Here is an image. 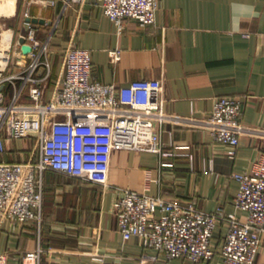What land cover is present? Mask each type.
Here are the masks:
<instances>
[{
    "label": "crops",
    "instance_id": "1",
    "mask_svg": "<svg viewBox=\"0 0 264 264\" xmlns=\"http://www.w3.org/2000/svg\"><path fill=\"white\" fill-rule=\"evenodd\" d=\"M6 1L0 0V35L4 29L15 35L25 32V11L45 21L36 29L40 38L50 37L52 74L46 98L61 86L63 52L75 45L91 51L96 81L124 85L161 79L169 118L156 124L166 154L115 152L106 187L46 170L44 221L0 219L4 264H23L26 251L38 247L43 249L41 264H190L145 248L137 236L124 240L113 211L121 189L193 203L204 211L221 207L247 219L248 213L234 202L240 188L235 175L248 172L260 158L264 136L244 133L232 157L231 146L214 140L197 122L218 97L231 96L242 101L244 125L264 127V0H159L155 23L144 26L125 19L122 32L103 12L102 0H55L54 5L11 0V6ZM10 36L6 31L5 37ZM113 50L120 51L119 60L112 59ZM19 69L12 65L8 73ZM30 145L28 139H8L0 160H28ZM226 233L221 223L216 253L205 264H225L219 248ZM255 264H264V240Z\"/></svg>",
    "mask_w": 264,
    "mask_h": 264
},
{
    "label": "built area",
    "instance_id": "2",
    "mask_svg": "<svg viewBox=\"0 0 264 264\" xmlns=\"http://www.w3.org/2000/svg\"><path fill=\"white\" fill-rule=\"evenodd\" d=\"M30 5L35 0H24ZM54 5L55 0H42ZM103 12L124 29L125 19L141 25L153 24L159 0H102ZM24 17H30L25 11ZM26 31L10 38L0 35V155L8 139L31 141L30 158L0 160V219L16 223H42L44 173L48 169L106 187L112 156L120 150L166 154L156 124L168 120L164 110L161 79H137L127 84L102 83L92 78L93 60L89 49L70 45L63 52V79L51 98L46 90L52 74L50 37L43 40L31 22ZM30 44L28 60L20 38ZM119 60L120 51L110 52ZM15 58V61H14ZM20 67L8 73L9 68ZM9 85L6 88V85ZM242 101L218 97L210 113L197 123L208 129L214 140L228 144L232 157L244 133L264 136V127L241 122ZM171 164V163H164ZM240 188L234 198L248 217L241 220L220 207L204 211L193 203L121 189L113 203L118 230L124 240L137 236L147 249L168 259L205 264L216 253L214 240L221 223L227 226L219 248L225 264H255L264 240V151L248 172L235 175ZM43 249L26 251L23 264H41ZM0 255V264L6 262Z\"/></svg>",
    "mask_w": 264,
    "mask_h": 264
},
{
    "label": "water",
    "instance_id": "3",
    "mask_svg": "<svg viewBox=\"0 0 264 264\" xmlns=\"http://www.w3.org/2000/svg\"><path fill=\"white\" fill-rule=\"evenodd\" d=\"M26 21L31 22L34 25V27H36L37 24L45 22L44 19H39V18H35V17H28V18H26ZM50 23H51V21L49 22V24ZM20 42H21V50L24 54V57H28V53L32 49L31 45L25 42L24 37L20 38Z\"/></svg>",
    "mask_w": 264,
    "mask_h": 264
},
{
    "label": "trees",
    "instance_id": "4",
    "mask_svg": "<svg viewBox=\"0 0 264 264\" xmlns=\"http://www.w3.org/2000/svg\"><path fill=\"white\" fill-rule=\"evenodd\" d=\"M44 195H45V181H44ZM44 213H45V211H44V207H43V220L42 221H44Z\"/></svg>",
    "mask_w": 264,
    "mask_h": 264
},
{
    "label": "bare ground",
    "instance_id": "5",
    "mask_svg": "<svg viewBox=\"0 0 264 264\" xmlns=\"http://www.w3.org/2000/svg\"><path fill=\"white\" fill-rule=\"evenodd\" d=\"M6 1V0H5ZM11 1V0H10ZM10 1H6V2H8V4L11 6V3H10ZM9 7V6H8ZM10 8V7H9ZM10 10V9H9Z\"/></svg>",
    "mask_w": 264,
    "mask_h": 264
},
{
    "label": "rangeland",
    "instance_id": "6",
    "mask_svg": "<svg viewBox=\"0 0 264 264\" xmlns=\"http://www.w3.org/2000/svg\"><path fill=\"white\" fill-rule=\"evenodd\" d=\"M5 32H6V31H5V29H4V31H3V34H5ZM43 40H46V38H45V39H43ZM50 54H51V53H50ZM28 146H29V145H28Z\"/></svg>",
    "mask_w": 264,
    "mask_h": 264
}]
</instances>
